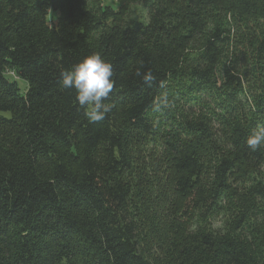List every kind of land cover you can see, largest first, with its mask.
<instances>
[{"label":"trees","instance_id":"obj_1","mask_svg":"<svg viewBox=\"0 0 264 264\" xmlns=\"http://www.w3.org/2000/svg\"><path fill=\"white\" fill-rule=\"evenodd\" d=\"M118 1L147 19L89 0H0V264H264V146L246 143L264 127V0ZM212 17L200 65L184 71ZM93 52L114 81L96 122L61 76ZM177 87L187 105L205 91L213 101L201 114L177 109ZM148 142L162 144L186 206L228 212L225 227L181 236L155 259L127 180Z\"/></svg>","mask_w":264,"mask_h":264},{"label":"rangeland","instance_id":"obj_2","mask_svg":"<svg viewBox=\"0 0 264 264\" xmlns=\"http://www.w3.org/2000/svg\"><path fill=\"white\" fill-rule=\"evenodd\" d=\"M89 6L95 11L105 7L121 11L127 23L146 20L148 16L147 11L138 3L123 7L118 0H89ZM52 15L55 16V14ZM215 18L212 17L210 20L207 33L191 44L186 54L188 57L184 60V71L200 65L203 40L214 27ZM230 62L228 60L227 64L231 66ZM230 66H227L228 70ZM7 77L10 80H18L23 90L27 88L26 83L16 72L9 71ZM184 79L188 80L185 76ZM175 90H177L178 98H172V100H175L177 109H185L191 114H201L213 101L210 97L208 98L207 91H205L201 95L202 98L197 95L198 99L191 100V105H187L179 101L182 100L183 95L180 87ZM164 91L168 90L165 88ZM139 156L140 158L136 159L134 168L127 177L132 187L129 205L137 217L141 245L148 258H164V253L171 252L173 244L181 236L225 227L228 212H211L205 206L192 209L186 206L184 200L175 193L174 185L169 178L170 167L161 143L148 142ZM262 175L264 176V167Z\"/></svg>","mask_w":264,"mask_h":264},{"label":"clouds","instance_id":"obj_3","mask_svg":"<svg viewBox=\"0 0 264 264\" xmlns=\"http://www.w3.org/2000/svg\"><path fill=\"white\" fill-rule=\"evenodd\" d=\"M136 75L145 82H152L154 76L147 72L136 71ZM62 85L76 90V99L90 121L103 120L110 113L113 105L105 101L114 88L113 66L99 52H93L76 63L73 67L61 72ZM246 143L252 150L264 146V127L254 129L247 137Z\"/></svg>","mask_w":264,"mask_h":264}]
</instances>
